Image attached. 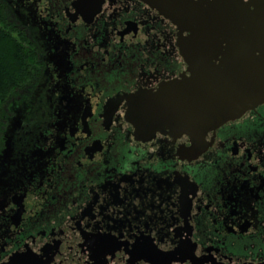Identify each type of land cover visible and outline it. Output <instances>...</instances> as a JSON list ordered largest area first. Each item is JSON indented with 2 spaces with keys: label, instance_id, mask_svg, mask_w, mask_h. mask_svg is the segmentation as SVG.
Masks as SVG:
<instances>
[{
  "label": "flooded vegetation",
  "instance_id": "af4514ba",
  "mask_svg": "<svg viewBox=\"0 0 264 264\" xmlns=\"http://www.w3.org/2000/svg\"><path fill=\"white\" fill-rule=\"evenodd\" d=\"M0 10L33 57L0 121V264H58L76 236L264 264V103L189 152L186 139L129 122L182 66L155 9L0 0Z\"/></svg>",
  "mask_w": 264,
  "mask_h": 264
},
{
  "label": "water",
  "instance_id": "95a60500",
  "mask_svg": "<svg viewBox=\"0 0 264 264\" xmlns=\"http://www.w3.org/2000/svg\"><path fill=\"white\" fill-rule=\"evenodd\" d=\"M140 1L175 28L182 66L176 79L133 106L129 122L186 139L189 152L205 149L219 127L264 103V0ZM61 251L58 264H212L186 248L158 253L143 243L82 236Z\"/></svg>",
  "mask_w": 264,
  "mask_h": 264
},
{
  "label": "trees",
  "instance_id": "16d2710c",
  "mask_svg": "<svg viewBox=\"0 0 264 264\" xmlns=\"http://www.w3.org/2000/svg\"><path fill=\"white\" fill-rule=\"evenodd\" d=\"M0 10V111L9 97L22 88L32 74L31 50L5 29Z\"/></svg>",
  "mask_w": 264,
  "mask_h": 264
},
{
  "label": "rangeland",
  "instance_id": "374dc122",
  "mask_svg": "<svg viewBox=\"0 0 264 264\" xmlns=\"http://www.w3.org/2000/svg\"><path fill=\"white\" fill-rule=\"evenodd\" d=\"M7 107H8V104L5 103L0 111V121H2L3 117L6 116V113H7Z\"/></svg>",
  "mask_w": 264,
  "mask_h": 264
}]
</instances>
